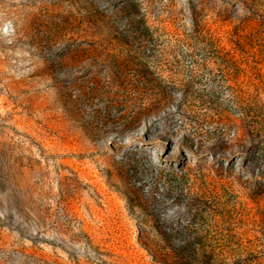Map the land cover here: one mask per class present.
<instances>
[{"label": "rangeland", "instance_id": "374dc122", "mask_svg": "<svg viewBox=\"0 0 264 264\" xmlns=\"http://www.w3.org/2000/svg\"><path fill=\"white\" fill-rule=\"evenodd\" d=\"M0 264H264V0H0Z\"/></svg>", "mask_w": 264, "mask_h": 264}, {"label": "bare ground", "instance_id": "6f19581e", "mask_svg": "<svg viewBox=\"0 0 264 264\" xmlns=\"http://www.w3.org/2000/svg\"><path fill=\"white\" fill-rule=\"evenodd\" d=\"M143 151H145V148L143 149ZM158 155V154H157ZM242 163V162H241ZM255 220V219H254Z\"/></svg>", "mask_w": 264, "mask_h": 264}]
</instances>
